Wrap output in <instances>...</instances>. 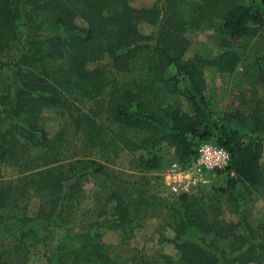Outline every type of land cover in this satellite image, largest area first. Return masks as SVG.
Returning a JSON list of instances; mask_svg holds the SVG:
<instances>
[{"label":"trees","instance_id":"trees-1","mask_svg":"<svg viewBox=\"0 0 264 264\" xmlns=\"http://www.w3.org/2000/svg\"><path fill=\"white\" fill-rule=\"evenodd\" d=\"M142 24L153 31L142 33ZM202 26L225 35L223 51L183 60L184 35ZM262 31L264 0H158L142 9L130 0H0V163L17 171L4 179L0 170V263L8 247L20 249L31 238L44 245L48 264H112L100 230L123 232L151 208L160 214L166 201L144 188L147 177L128 181L109 169L110 156L139 152L133 171L150 174L164 167L163 149H173L183 166L210 143L229 152L228 168L219 172L225 186L216 189L215 203L202 190L177 196L167 207L169 242L182 264H264V224H249L243 211L238 224L225 222L218 198L234 193L236 200L238 184L247 196L264 195V123L254 109L247 116L214 111L203 77L205 67L233 74L241 61L233 45ZM104 56L110 72L90 68ZM256 76L264 84V66ZM172 95L188 110L161 103ZM45 109H61L107 161L65 162L61 134L49 137L38 127ZM97 175V205L80 211L84 180ZM32 199L39 206L30 217Z\"/></svg>","mask_w":264,"mask_h":264},{"label":"rangeland","instance_id":"rangeland-1","mask_svg":"<svg viewBox=\"0 0 264 264\" xmlns=\"http://www.w3.org/2000/svg\"><path fill=\"white\" fill-rule=\"evenodd\" d=\"M157 1L130 0V5L135 9L150 8ZM248 1L251 2L252 0ZM253 1L258 2L259 0ZM241 2L245 3L246 0H241ZM185 4L181 7L184 11L187 9ZM139 28L146 35L153 31L151 26L145 24L140 25ZM184 37L187 45L182 59L185 61H191L196 57L212 59L223 51L224 44L227 42L225 35L206 26H202L195 34L186 33ZM233 49L238 52L241 59L233 74H219L214 68L205 67L203 69L204 95L210 107L216 112L228 114L239 112L247 116L254 109L264 123V84L257 82L256 76L258 69L264 66V31L255 37L242 39L233 45ZM96 66H102L106 72H110L111 60L108 56H104L90 65V68ZM169 72L172 74L173 71L170 70ZM126 78H129V75L119 76L120 81H124ZM160 101L162 104L178 108L180 111L188 110L187 101L178 95L161 97ZM82 109L86 110L85 107ZM62 113L61 109H45L37 123L38 127L44 129L49 137H54L58 133L61 134L64 141L61 149L62 159L68 162L75 159L90 158L105 163L107 160L101 156V151L98 148H92L86 142L84 135L75 130L68 116L62 115ZM34 153H39V150H34ZM162 153L165 156L164 167L150 174H139L133 171L134 161L139 152L128 153L123 150L117 155L110 156L107 161L106 165L109 169L119 173L125 180L132 181L137 179L136 177H147L149 182L144 188L149 189L150 193L166 201V209H163L160 214L157 215V210L151 208L142 220L126 226L123 232L109 229L100 230L99 242L107 247V255L112 264H136L142 258L154 264H166L164 257L171 259L170 264H182L174 245L169 242L174 235L169 228L170 220L167 207L177 199L176 195L170 193L166 181L167 171L172 163H175L173 149H163ZM260 164L264 170V142ZM0 170L4 179L16 177L17 171L10 165L0 163ZM226 177L225 173H218L215 177H209L208 184L198 187L196 194L198 195L203 191V195H208L212 199L211 202L215 203L214 193L217 196L216 189L225 186ZM102 184L103 177L100 175L91 176L84 180L86 199L79 207L80 211L93 209L97 205L94 199ZM237 191L239 192L236 200L234 193L218 196L220 198L221 219L225 222L238 224V214L243 211L242 217H245L249 224H264V195L252 194L247 196L239 184ZM38 206L39 201L32 199L27 209L28 216L33 217ZM54 233L60 234L59 231H54ZM44 252V245L35 243L31 238H28L25 245L20 249L10 250L8 247L0 264H48L44 258Z\"/></svg>","mask_w":264,"mask_h":264},{"label":"built area","instance_id":"built-area-1","mask_svg":"<svg viewBox=\"0 0 264 264\" xmlns=\"http://www.w3.org/2000/svg\"><path fill=\"white\" fill-rule=\"evenodd\" d=\"M229 152L210 143L201 144L192 161L187 165L172 163L166 181L172 195L195 194L197 188L206 186L209 177L224 172L229 165Z\"/></svg>","mask_w":264,"mask_h":264}]
</instances>
